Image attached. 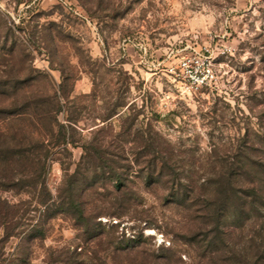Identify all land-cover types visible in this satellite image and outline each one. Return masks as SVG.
Returning a JSON list of instances; mask_svg holds the SVG:
<instances>
[{"label":"rangeland","instance_id":"obj_1","mask_svg":"<svg viewBox=\"0 0 264 264\" xmlns=\"http://www.w3.org/2000/svg\"><path fill=\"white\" fill-rule=\"evenodd\" d=\"M0 57L60 99L49 203L88 202L1 190L0 264H254L264 209L227 172L264 158V0H0Z\"/></svg>","mask_w":264,"mask_h":264},{"label":"trees","instance_id":"obj_2","mask_svg":"<svg viewBox=\"0 0 264 264\" xmlns=\"http://www.w3.org/2000/svg\"><path fill=\"white\" fill-rule=\"evenodd\" d=\"M6 60L0 57V65ZM47 79V74L34 68H30L26 74L15 71L14 66L11 71L0 70V191L37 192V203L46 206L45 212L50 215L84 214L88 202L75 198V193L66 198V191L63 190L57 200L49 203L46 176L51 148L66 143L67 137L62 131L56 135L54 130L59 125V110L56 108L59 97H52L49 92L34 85ZM51 103L54 104L52 108ZM263 160L258 158L251 161L253 165L250 168L227 172L230 183L236 175L238 181L248 187L239 190V208L244 213L248 202L254 211L264 209ZM90 187H93V183L87 182L81 192L87 193ZM21 205L10 204L0 198V225L3 228L11 229L7 226L20 213ZM26 212L27 209L24 214ZM86 228L87 231L95 229L91 224ZM44 235L43 228L39 227L35 233L26 234V240L43 238ZM263 247L264 244L258 246L254 264H264Z\"/></svg>","mask_w":264,"mask_h":264},{"label":"built area","instance_id":"obj_3","mask_svg":"<svg viewBox=\"0 0 264 264\" xmlns=\"http://www.w3.org/2000/svg\"><path fill=\"white\" fill-rule=\"evenodd\" d=\"M196 62L199 63L198 60H194L191 57L186 56V58L182 62V65L185 66V67H194V63H196ZM205 79H206L205 77H197L196 79H194L192 81V83H193L192 86L196 87V88H199L200 86H202L205 83Z\"/></svg>","mask_w":264,"mask_h":264}]
</instances>
